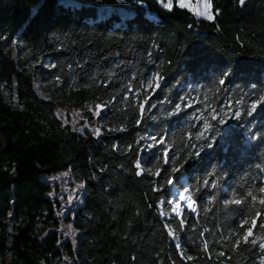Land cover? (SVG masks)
Returning <instances> with one entry per match:
<instances>
[{
	"label": "trees",
	"instance_id": "1",
	"mask_svg": "<svg viewBox=\"0 0 264 264\" xmlns=\"http://www.w3.org/2000/svg\"><path fill=\"white\" fill-rule=\"evenodd\" d=\"M210 1L212 20L159 0H0V264H264V0ZM89 104L98 137L56 117ZM60 171L84 184L62 243L43 179ZM181 176L196 212L178 217Z\"/></svg>",
	"mask_w": 264,
	"mask_h": 264
},
{
	"label": "rangeland",
	"instance_id": "2",
	"mask_svg": "<svg viewBox=\"0 0 264 264\" xmlns=\"http://www.w3.org/2000/svg\"><path fill=\"white\" fill-rule=\"evenodd\" d=\"M161 5L165 7V4H170L171 7L174 3L181 7L187 8L193 14L198 17H202L209 20L214 19L215 14L210 0H159ZM66 4L73 3L72 1H65ZM171 7H165L171 9ZM159 82L158 75L153 76L152 84L156 86ZM36 91L42 98H48V95L42 91L37 85H35ZM7 95L10 97L11 92L8 90ZM104 110L102 105H87L83 109H71L65 106H59L56 110V117L62 122V124L70 125L72 130L78 134L85 135L87 131H90L93 135L98 137L101 133V124L97 120L101 111ZM90 112L92 119L85 113ZM0 138L2 135L0 133ZM43 179L51 186L49 192V198L54 201H58V206L54 204V218L58 221V224L52 227L53 231H57L59 236V242L62 243L66 239L75 238V230L72 224L75 210L82 204L84 196V184L75 182L68 171H60L49 176H43ZM182 185L175 186L171 183V212L182 217L185 211L191 213L196 212V204L192 200L185 177L179 178ZM179 205V207H177ZM48 211L44 214L42 220L37 224L35 229L36 235H42L48 222L53 220L48 217ZM70 216L71 220H67ZM62 245V244H61ZM13 259V254L8 251L5 256V260L10 262ZM63 262L67 261L65 255L62 256ZM45 264V262H43Z\"/></svg>",
	"mask_w": 264,
	"mask_h": 264
},
{
	"label": "snow or ice",
	"instance_id": "3",
	"mask_svg": "<svg viewBox=\"0 0 264 264\" xmlns=\"http://www.w3.org/2000/svg\"><path fill=\"white\" fill-rule=\"evenodd\" d=\"M241 2H243V0H241ZM165 7H171V5H170V4H165ZM208 18L211 19L212 17L209 16ZM221 83H223V80L221 81ZM156 86L159 87L158 84H157ZM255 107H256V106L253 105V111H255ZM178 110H179V109H178ZM205 131H207V126H205ZM203 136H204V133H200L196 138H197V139H200V138H202ZM208 147H212V145L209 144ZM261 191L264 192V189H261ZM249 195H251V193H249ZM237 203H239V201H237ZM261 203L264 204V200H261ZM177 207H179V205H177ZM245 222H246V221H245ZM249 234H250V232H249ZM244 239L247 241V236H245ZM253 242H254V241H253Z\"/></svg>",
	"mask_w": 264,
	"mask_h": 264
},
{
	"label": "water",
	"instance_id": "4",
	"mask_svg": "<svg viewBox=\"0 0 264 264\" xmlns=\"http://www.w3.org/2000/svg\"><path fill=\"white\" fill-rule=\"evenodd\" d=\"M247 0H243V2H246Z\"/></svg>",
	"mask_w": 264,
	"mask_h": 264
}]
</instances>
